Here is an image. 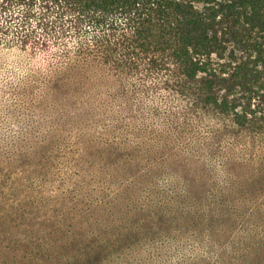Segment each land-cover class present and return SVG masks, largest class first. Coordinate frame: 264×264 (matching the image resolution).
Returning <instances> with one entry per match:
<instances>
[{
	"label": "rangeland",
	"instance_id": "obj_1",
	"mask_svg": "<svg viewBox=\"0 0 264 264\" xmlns=\"http://www.w3.org/2000/svg\"><path fill=\"white\" fill-rule=\"evenodd\" d=\"M5 7L0 6V264H264V255L251 251L264 246V129L240 128L227 114L155 88L141 90L136 103L125 106L135 117L117 120L103 112L58 130L64 122L54 116L56 102L46 112L36 105L52 101L47 77L69 60L63 52L54 55L20 41L22 27L37 25L39 5L25 25V7ZM107 102L119 113L124 108ZM32 107L37 111L31 116ZM168 110L177 117L170 119ZM28 121L46 126L17 132ZM49 129H55L52 147L9 163L6 140L18 133L44 140ZM114 148L121 151L117 159L98 152ZM153 201L170 204L174 220L164 226L167 234L145 243L142 232L160 218V209L150 210ZM188 208L189 216L204 211L205 218L185 226L182 213ZM132 235L144 244L126 243Z\"/></svg>",
	"mask_w": 264,
	"mask_h": 264
},
{
	"label": "trees",
	"instance_id": "obj_2",
	"mask_svg": "<svg viewBox=\"0 0 264 264\" xmlns=\"http://www.w3.org/2000/svg\"><path fill=\"white\" fill-rule=\"evenodd\" d=\"M11 3L25 7L24 25L34 16L32 9L40 8L37 25L18 31L21 42L54 55L63 52L69 60L68 67L47 77L52 101L36 105L46 112L56 102L54 116L64 122L56 125L58 130L103 112L117 120L135 117L125 106L136 103L141 90L155 88L181 94L190 106L227 114L240 128L264 129V0H0L1 8ZM67 37L72 45L60 42ZM107 100L123 105L124 117ZM32 108L31 116L37 111ZM167 115L177 117L170 110ZM38 126L46 124L28 121L17 132L22 127L36 132ZM54 130L44 140L24 139L20 133L6 140L9 163L44 153L55 142ZM98 152L112 159L121 153L117 148ZM153 202L150 210L160 209L158 222L142 232L147 234L143 239L132 235L126 243L138 246L167 234L164 226L174 220L171 205ZM188 210L182 213L185 226L205 218L204 211L195 217ZM258 245L251 251L261 257L264 246Z\"/></svg>",
	"mask_w": 264,
	"mask_h": 264
}]
</instances>
